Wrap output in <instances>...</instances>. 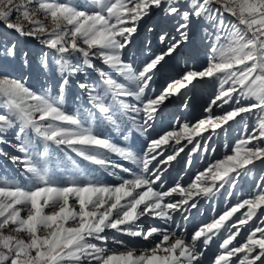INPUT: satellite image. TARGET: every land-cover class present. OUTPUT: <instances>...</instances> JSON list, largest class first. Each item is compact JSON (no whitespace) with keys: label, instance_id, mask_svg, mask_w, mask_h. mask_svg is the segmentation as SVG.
Instances as JSON below:
<instances>
[{"label":"snow or ice","instance_id":"1","mask_svg":"<svg viewBox=\"0 0 264 264\" xmlns=\"http://www.w3.org/2000/svg\"><path fill=\"white\" fill-rule=\"evenodd\" d=\"M197 84L202 118L157 130ZM0 160V264H264V0H0ZM201 202L214 214L189 230Z\"/></svg>","mask_w":264,"mask_h":264},{"label":"rangeland","instance_id":"2","mask_svg":"<svg viewBox=\"0 0 264 264\" xmlns=\"http://www.w3.org/2000/svg\"><path fill=\"white\" fill-rule=\"evenodd\" d=\"M152 24V18L145 20L142 24L141 27V32L140 36L137 37L136 42H138L141 38L147 35L145 26H151ZM135 46V42H134ZM20 47L22 50L28 51L30 50L34 54H37V49L40 47L37 42L32 41V40H26L24 38L20 39ZM204 61V56L203 54L198 58V61H190L189 63H196L197 67H199V62ZM184 68V62L183 58H181L179 64H176L173 62L169 68L164 72L163 75L158 76L157 78V86H159L160 83L163 82V80L166 78L168 75H175V73L180 72ZM29 85L34 87V88H40L42 85L43 86H55L57 83V78L55 74H33L32 77L28 81ZM69 91H70V99H74L76 95H79V90L76 88L75 83H71L69 86ZM212 92L213 89L210 86V84H197L195 88L190 89L186 95L183 97V99H186L188 101L189 106L185 108L182 103V98H173L171 101H169L166 106L162 110V117H163V123L161 125L160 121L157 122V130L161 126L164 127L165 130L168 129V120L170 117L179 119L182 122L183 121H191L195 123L196 120L199 118H202L203 115V109L204 107L207 106V103L210 102L212 98ZM215 114H221L219 111L215 112ZM224 132H221L217 136V143L215 145V135L213 136V139L211 141L212 144L216 146V149H222L223 146L227 144L234 143V138L239 137L240 133L237 130L236 126L233 125L231 130L228 132V134ZM227 135V137H226ZM219 137V138H218ZM139 145V141L137 142ZM191 146H189L190 148ZM187 151V149H186ZM224 152H216L215 157L216 158H221L222 155L225 153ZM78 159V158H77ZM113 159H116L118 162H123L119 161V159L115 156H113ZM5 161L0 160V165L5 164ZM127 166V165H126ZM206 166L205 161H202L199 156H196L195 161L191 167V170H179V165L174 167L171 170V177L179 179L181 176H183V182L188 183L190 182V179L194 176L195 172L197 170H202V168ZM7 172L12 175L14 174V170L9 165L7 167ZM179 173V174H178ZM103 179H107L108 182H112V178L107 177L106 174L105 176L102 177ZM258 175L253 172L251 177L245 178L242 182L240 187L236 189L237 192H243L244 195H246L250 189V186L252 184L253 179H258ZM237 197H232V201L234 202ZM224 203H223V198L218 197L217 198V207L223 208ZM212 213V210L207 202H201L200 204V211L195 212L193 218H190V220L184 224V227H187L189 230L193 228L194 225L198 226V222L201 221V219H206L207 217H210ZM179 219V217H177ZM149 223L148 221H142L141 226L144 227ZM183 223V222H182ZM126 239H131V238H126ZM135 247H140V244L138 242H133V245ZM111 247H117L115 245H111Z\"/></svg>","mask_w":264,"mask_h":264},{"label":"bare ground","instance_id":"3","mask_svg":"<svg viewBox=\"0 0 264 264\" xmlns=\"http://www.w3.org/2000/svg\"><path fill=\"white\" fill-rule=\"evenodd\" d=\"M218 111H219V110H217L216 112H218ZM225 134H226V133H225ZM225 134H224V135H225ZM227 134H228V133H227ZM217 136H218V135H215V136H214V137H215V145H216V143H217ZM226 137H227V135H226ZM218 138H219V137H218ZM236 138H238V137H236ZM236 138H234V139H236ZM231 144H232V143H231ZM220 151H221V152L226 151V149L224 148V146H223L222 149H218V148H217V151H216V152L218 153V152H220ZM223 207H224V206H223ZM211 214H214V213H211ZM110 246H111V245H110Z\"/></svg>","mask_w":264,"mask_h":264}]
</instances>
